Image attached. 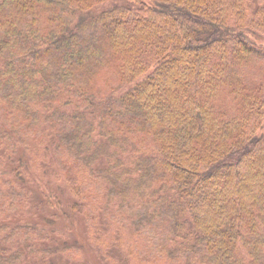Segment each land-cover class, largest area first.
<instances>
[{
    "label": "trees",
    "instance_id": "obj_1",
    "mask_svg": "<svg viewBox=\"0 0 264 264\" xmlns=\"http://www.w3.org/2000/svg\"><path fill=\"white\" fill-rule=\"evenodd\" d=\"M2 162L0 264L85 248L8 221L20 195L88 212L82 264H264V0H0Z\"/></svg>",
    "mask_w": 264,
    "mask_h": 264
},
{
    "label": "rangeland",
    "instance_id": "obj_2",
    "mask_svg": "<svg viewBox=\"0 0 264 264\" xmlns=\"http://www.w3.org/2000/svg\"><path fill=\"white\" fill-rule=\"evenodd\" d=\"M18 144L22 145V143H18ZM33 144H35V143H31L30 145L32 146ZM20 147H21V149L23 148V146H20ZM37 149L38 150L36 151V147L34 148V145H33L32 154H30V156H29L31 158V160L36 159V161H37L39 156L42 155L41 153H43V150L39 147V145L37 146ZM35 151L38 153L40 152L39 155L38 154L36 155ZM47 153L49 154V157H51L50 156L51 154H55L53 152L50 153L49 151ZM4 163L5 162H2L0 164L1 170L7 169V168H5ZM53 164H54V167H52V168L54 169V171L57 172L56 167L58 166V164H56L55 161ZM50 173H51V175L49 177L43 178L42 176H40L39 172L33 171V174H35V175L33 176L32 180H29V184L33 183L34 187L41 184V186H43L42 188H44L45 185H48L49 188H53V186H55V180H54L55 178H54V175L52 173V170L50 171ZM8 180H9V178L6 177L5 175L0 177V182H2V183H6ZM3 186H6V185L3 184ZM4 188H6V187H4ZM27 197H28L27 195H24V196L20 195V196L14 197V200H16V201L21 200V202L19 203V205L16 204V206H13L14 210H8L7 211L8 214L5 218L8 221L14 223V221L18 218V220H22L20 222L29 221V224H30V222H37V223H40V224H38L40 226V228L42 229L40 231H43L41 233V235L42 234H43V236L50 235L49 240H51V241L54 239H60L59 233L64 232V234L66 235V240H68L69 243H71V239L73 237L74 238L76 237L77 240H79L80 244L84 245V247H85L84 251H82V249L79 248V246L77 247L79 250V253L78 252L77 253L72 252L73 251L72 247H67V249H65V250L62 249V252L54 253L53 256L55 257L54 259H55L56 263H58V261L61 262V259H62V261H64V262L75 260V262H72L71 264H82V263H84L85 257H89V260L92 259V261H94V258H93L94 256H93L92 251H91L93 248L91 246V242H90L91 239H90L89 229L87 226L88 225V222H87L88 216L84 214V213H88V212L84 211V213L79 214L80 215L78 217L79 219L77 220V223H75L74 225H72L68 220H64L60 216L59 222L57 225H54V227H53V225L47 226L45 224V222L43 221V219H41L40 217L50 216V215H51L50 217H52V214H54L55 210H53L51 208H46V209H44V212L42 213L41 207H37V208L33 207V204H35V202L23 201V199H26ZM30 197H32V195H30ZM104 201L105 200H103V199L101 200L102 203L99 201L100 202L99 206L102 204H103V206L106 205L105 204L106 202H104ZM108 204H109V209L111 210V212L109 215H105V217L103 218L104 224L106 225L107 223L111 222L110 223L111 225H113V226L116 225L117 229H120L119 228L120 226H118V224H119L118 222L121 221L120 220L121 215L118 214L119 211L115 207L114 203L109 202ZM55 214H56V212H55ZM95 214L96 213H94L93 214L94 216H92V219L94 220V222L93 223L90 222V224H92L93 226L95 224L99 223L100 218H101L100 216H98V215L96 216ZM13 218H16V219L13 220ZM99 227L101 228V231H100L101 234H103L107 229V226H106V229L103 226H99ZM113 229L114 228L111 227V228H109V231L112 232ZM109 231H107V233ZM128 231L131 232L130 229H125L122 231V234L126 233L124 235V236H126V238L131 236L129 233H127ZM49 240H45V242L48 243V242H50ZM60 247L63 248V245H60ZM144 247H145L144 241L142 239H138L136 241L135 248L131 249L133 251V254H132V260H130V262L131 261L132 262L138 261L137 255H139V251H141V249H143ZM40 248H42V250H43V245H42V247L40 246ZM149 248L150 247L148 246L146 249H149ZM144 249L142 250V252L144 251ZM36 254L42 255L41 252L36 253ZM156 255L158 256L157 258L149 257L148 260L146 258L147 262H150V264H175V263H173L174 262L172 260L173 258L167 256L168 255L167 253L156 254ZM90 264H94V263L91 262Z\"/></svg>",
    "mask_w": 264,
    "mask_h": 264
}]
</instances>
